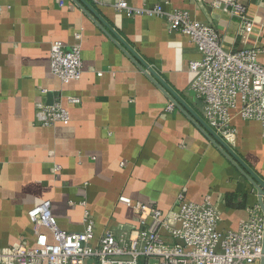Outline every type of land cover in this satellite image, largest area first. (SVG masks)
I'll list each match as a JSON object with an SVG mask.
<instances>
[{
  "label": "crops",
  "instance_id": "0c3cea01",
  "mask_svg": "<svg viewBox=\"0 0 264 264\" xmlns=\"http://www.w3.org/2000/svg\"><path fill=\"white\" fill-rule=\"evenodd\" d=\"M84 1L202 119L201 102L189 90L194 77L189 63L200 54L188 37L169 32L162 17L118 12L115 0ZM63 2L0 0V249L35 244L28 210L44 200L66 231H81L88 209L95 237L108 226L135 223L120 196L173 215L179 192L192 202L209 196L222 210L219 228L235 229L257 202L250 183L187 116L167 109L168 97L90 16L72 0ZM127 2L186 10L192 19L212 24L226 50L264 46V0L248 5L254 30L246 40L237 18L215 0ZM76 33L82 74L63 84L50 71V44L71 45ZM257 58L264 64V54ZM58 92L69 120L39 125L36 102L50 103ZM67 96L79 101L68 103ZM232 123L234 150L264 179L261 124L237 116Z\"/></svg>",
  "mask_w": 264,
  "mask_h": 264
},
{
  "label": "built area",
  "instance_id": "2783aa9c",
  "mask_svg": "<svg viewBox=\"0 0 264 264\" xmlns=\"http://www.w3.org/2000/svg\"><path fill=\"white\" fill-rule=\"evenodd\" d=\"M215 1L237 18L239 35L246 40L254 30L253 20L247 15L251 0ZM112 6L126 16L162 17L169 32L188 37L200 54L199 59L189 63L194 74L189 90L201 102L204 122L226 144L233 149L237 144V130L232 123L235 116L258 121L264 137V64L257 58L264 54V46L226 50L212 24L192 19L186 10L168 12L162 4L132 7L127 0H115ZM74 38L71 45L60 40L50 44V71L63 84L78 80L82 74L80 34ZM63 98L58 92L50 103L36 102L39 125L69 120ZM66 99L72 104L79 101L74 96ZM173 108L172 103L167 105V109ZM252 191L256 193L254 188ZM118 201L132 208L135 223L108 226L98 237L88 209L83 210V229L66 231L57 225L50 201H42L28 210L35 244L19 242L0 249V264H259L263 255L264 219L257 202L235 229L222 230V210L209 196L192 202L179 192L173 215L126 196ZM85 203L77 204L85 207ZM77 204L69 201L70 206Z\"/></svg>",
  "mask_w": 264,
  "mask_h": 264
},
{
  "label": "water",
  "instance_id": "95a60500",
  "mask_svg": "<svg viewBox=\"0 0 264 264\" xmlns=\"http://www.w3.org/2000/svg\"><path fill=\"white\" fill-rule=\"evenodd\" d=\"M75 2L88 16H90L96 24L111 38V40L128 56V58L147 76L154 85H156L171 101L174 107L180 110L193 124L202 132V134L214 145L219 152L230 162L250 183L256 191L257 203L259 204L264 219V179L257 175L250 166L237 154V152L226 144L185 102L174 92L166 82L151 68L146 61L141 58L108 24H106L97 13L84 1L72 0ZM87 6L90 12L84 7ZM262 257L259 264H264V240Z\"/></svg>",
  "mask_w": 264,
  "mask_h": 264
}]
</instances>
